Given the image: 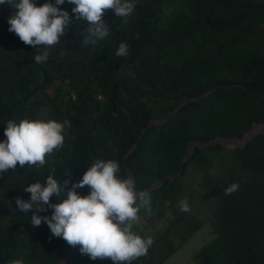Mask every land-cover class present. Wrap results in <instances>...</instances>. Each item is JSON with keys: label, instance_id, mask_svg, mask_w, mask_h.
<instances>
[{"label": "trees", "instance_id": "16d2710c", "mask_svg": "<svg viewBox=\"0 0 264 264\" xmlns=\"http://www.w3.org/2000/svg\"><path fill=\"white\" fill-rule=\"evenodd\" d=\"M133 2L127 18L105 12L109 35L95 45L83 44L88 24L76 19L68 0L59 7L71 23L58 44L41 46L49 53L44 63L35 62V47L21 43V68L0 85V142L9 120L44 116L70 126L43 167L17 164L0 172V264H58L68 256L73 246L53 236L46 223L33 227V213L20 212L15 201L29 200L23 188L45 182L54 169L62 192L51 203L61 202L98 159L117 161L118 175L130 172L137 191L158 183L149 192L150 212L179 202L189 166L202 174V218L193 206L176 210L155 234L134 224L137 234L154 243L131 264H164L205 226L210 239L197 264H264V133L244 146L200 147L242 139L264 124V0ZM121 42L130 45L128 56L116 55ZM188 154L182 171L161 183L178 173ZM232 183L238 191L225 196ZM76 191L86 196L90 188ZM39 214L50 216L52 209ZM68 264L113 261L92 260L78 250Z\"/></svg>", "mask_w": 264, "mask_h": 264}, {"label": "clouds", "instance_id": "9594fccd", "mask_svg": "<svg viewBox=\"0 0 264 264\" xmlns=\"http://www.w3.org/2000/svg\"><path fill=\"white\" fill-rule=\"evenodd\" d=\"M75 5L72 12L78 21H86L88 27L83 31V44L95 45L109 35L105 12L113 10L116 16L127 18L135 8L133 0H68ZM8 4L15 12L10 16L9 32L15 33L26 45L36 48L34 60L44 63L48 59L47 47L60 42L66 34V26L71 23L69 13L59 6L65 0H46L43 5L36 0H0V5ZM125 22H127L125 20ZM139 38V36H137ZM41 46H46L41 51ZM130 45L121 42L117 56L130 54ZM65 125L56 120L22 119L7 121L6 140L0 142V172L15 170L17 164L39 165L43 167L46 156L63 146ZM54 169L50 170L45 182H33L23 191L30 193V199L17 197L16 205L23 213H33L30 223L38 227L46 223L53 236L63 238L70 246H80L81 254L92 260L111 259L113 264H131L141 256H146L154 240L151 236L142 237L133 230L140 217L141 208L151 211V195L137 191L131 176L121 178L120 165L115 160L98 159L91 164L80 181L64 193L59 203H51L52 197L61 196L60 181L55 178ZM88 186V195L79 194L76 189ZM239 189L232 183L224 189L230 196ZM182 212H190L187 198L179 201ZM52 209L50 216L39 213ZM9 264H23L20 259Z\"/></svg>", "mask_w": 264, "mask_h": 264}, {"label": "rangeland", "instance_id": "374dc122", "mask_svg": "<svg viewBox=\"0 0 264 264\" xmlns=\"http://www.w3.org/2000/svg\"><path fill=\"white\" fill-rule=\"evenodd\" d=\"M15 10L7 3L0 5V85L5 84L21 68V43L19 37L9 32L8 19L14 15ZM83 21V20H80ZM82 24V22H81ZM85 27V25H83ZM83 27V30H84ZM88 82V79H87ZM100 92V91H99ZM101 95V97H99ZM98 100H104V96L98 93ZM45 117L43 116V120ZM229 143V142H228ZM239 144L240 142H236ZM229 145H236L230 143ZM182 181V187L185 190L184 195L179 200L188 199L190 207H195L201 217V198L199 194L204 193L202 185V174L196 167L189 166L186 170ZM179 202L174 205L162 206L158 209L149 212L145 208H141L139 213V221L136 223L141 229L149 234L165 230L168 221L173 217L174 212L179 210ZM210 228L205 226L197 231L191 238L181 244L179 248L164 262V264H197L196 255L203 247V245L210 239ZM62 261V260H61ZM61 261L58 264H61Z\"/></svg>", "mask_w": 264, "mask_h": 264}, {"label": "water", "instance_id": "95a60500", "mask_svg": "<svg viewBox=\"0 0 264 264\" xmlns=\"http://www.w3.org/2000/svg\"><path fill=\"white\" fill-rule=\"evenodd\" d=\"M260 133H264V124H261V125H256L250 132H248L242 139H238V138H235V139H230V140H225V139H219L217 141H214L213 143H209V144H203V145H200V147H207V146H210V145H215V144H224L228 147H236V146H244L248 141H250L251 139H253L254 137L258 136ZM229 142V143H228ZM236 145H229L230 143H234ZM236 142H240L239 144H237ZM189 159V154L187 155L185 161L182 163L178 173H176L175 175L171 176V177H168L164 180H162L161 183H164L165 181L167 180H172L174 179L183 169L185 163L188 161ZM129 172V171H128ZM129 176L132 177L131 173L129 172ZM158 185L157 184H154L149 190H147L146 192L149 193L153 188H155L156 186ZM80 249V246L77 245L75 247H73V249L70 251V253L68 254V256L63 259L61 261V264H68L69 261L73 258V256L75 255V253Z\"/></svg>", "mask_w": 264, "mask_h": 264}]
</instances>
